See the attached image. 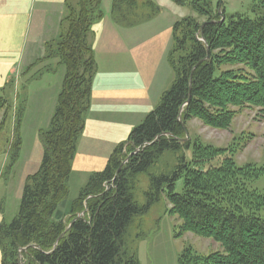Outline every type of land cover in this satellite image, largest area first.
I'll return each mask as SVG.
<instances>
[{
    "label": "trees",
    "instance_id": "1",
    "mask_svg": "<svg viewBox=\"0 0 264 264\" xmlns=\"http://www.w3.org/2000/svg\"><path fill=\"white\" fill-rule=\"evenodd\" d=\"M170 1L197 15L173 25L167 54L173 82L128 140L115 148L106 168L90 176L66 223L55 216L69 197L78 142L92 106L98 72L93 26L105 17L103 0H66L59 35L30 67L55 61L65 74L50 124L39 133L40 167L25 180L17 216L0 224L1 264H140L129 231L164 198L171 215L182 221V235L211 239L223 248L204 257L186 250L180 264H264V196L251 187L264 176V167H240L228 156L230 150L202 142L188 160L190 143L182 141L192 120L225 130L238 113L234 109H258L264 119V16L235 15L226 23L221 22L222 1L216 8L212 0ZM259 5L264 10V0ZM160 13L153 0H112L109 15L117 26L133 28ZM7 85L0 88L3 123L11 108L4 94ZM25 110L23 101L15 111L9 170L22 150ZM166 153L175 155L176 166L156 172ZM217 160L218 166H207ZM142 175L149 185L139 204L135 192Z\"/></svg>",
    "mask_w": 264,
    "mask_h": 264
},
{
    "label": "crops",
    "instance_id": "2",
    "mask_svg": "<svg viewBox=\"0 0 264 264\" xmlns=\"http://www.w3.org/2000/svg\"><path fill=\"white\" fill-rule=\"evenodd\" d=\"M153 1L161 8L159 15L136 27L124 28L114 24L109 15L112 0H103L105 17L93 28L98 72L93 82L92 106L72 170V175L83 176L86 183L92 174L106 168L115 148L126 142L132 130L155 109L164 90L160 83L171 76L167 54L175 23L161 17L165 11L177 12L178 6L169 0ZM65 3L66 0H0V88L43 59L46 43L60 33ZM55 107L50 105L47 126ZM65 202L56 214H69L73 202Z\"/></svg>",
    "mask_w": 264,
    "mask_h": 264
},
{
    "label": "rangeland",
    "instance_id": "3",
    "mask_svg": "<svg viewBox=\"0 0 264 264\" xmlns=\"http://www.w3.org/2000/svg\"><path fill=\"white\" fill-rule=\"evenodd\" d=\"M221 1L224 9L219 11L221 13L222 10L226 23L235 15L251 18L264 16V10L259 5L261 0H212L214 7L216 8ZM177 10V12L165 11L161 18L173 20V24L185 17L197 18V15L187 7L179 8L178 6ZM198 20L200 23L206 21L202 18ZM17 45L13 44L15 48L18 47ZM64 74L65 69L57 66V62L44 61L35 65L34 68L25 69L19 76L8 80L9 85L6 84L4 94L11 108L6 115L5 123H3L5 113L0 114V224H9L17 216L25 180L29 175L36 173L40 167L34 168L37 163H41L42 146L39 133L48 127L45 120L49 115L50 105L55 106L57 103ZM173 78L171 71V76L169 78L167 76L168 81L165 80L167 84L165 81L160 83L162 90L164 89L163 93L170 88ZM54 97L55 100L52 101ZM23 101H25L26 110L21 126L22 150L18 162L9 170L6 168L10 162L9 149L14 139L15 111ZM158 103L155 105L157 106ZM234 110L238 113L231 126L225 130L207 127L197 120L187 123V135L182 141L190 143V149L185 154L188 160L193 158V150L199 146L197 143L202 142L205 146L211 145L230 150L231 154L228 153V156H231L240 167L257 166L258 169L264 167V119L259 116L258 109ZM133 155L135 152L128 158ZM176 162L174 154L166 153L160 160L156 172L169 171L176 166ZM220 162L217 160L207 166H218ZM82 177L75 174L71 176L70 194L65 203L70 204L78 198L80 191L86 185ZM148 185V178L145 175L138 178L135 195L139 204L145 202L144 193L148 190ZM181 187L182 182H179L177 192L181 191ZM251 187L264 196V176L253 181ZM170 209L171 206L164 198L147 215L137 219L131 227L128 241L132 250L137 249L140 264H180L179 259L186 250L203 257L223 252L222 246L211 239L201 238L192 233L182 235V221L177 216L171 215ZM62 210L64 211V208ZM56 215V221L63 220L67 223L69 220V214ZM260 215L264 218V210ZM140 235H144L142 240L139 239Z\"/></svg>",
    "mask_w": 264,
    "mask_h": 264
},
{
    "label": "water",
    "instance_id": "4",
    "mask_svg": "<svg viewBox=\"0 0 264 264\" xmlns=\"http://www.w3.org/2000/svg\"><path fill=\"white\" fill-rule=\"evenodd\" d=\"M223 21H224V19L222 18L221 22H223ZM189 101H190V99H189ZM189 101H188V103H189ZM188 103H186V105H187ZM179 121H180V123L183 125L181 114H180V116H179ZM127 161H128V159L124 162V164H125ZM84 215H85V213L80 214L75 220L72 221L70 227H71V226H72L77 220L83 218ZM70 227H69V228H70ZM36 248H38V247H36Z\"/></svg>",
    "mask_w": 264,
    "mask_h": 264
}]
</instances>
